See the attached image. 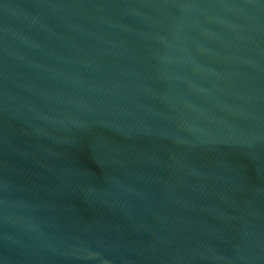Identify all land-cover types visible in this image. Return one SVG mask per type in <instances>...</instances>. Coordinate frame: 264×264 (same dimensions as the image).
Listing matches in <instances>:
<instances>
[{"label":"water","instance_id":"water-1","mask_svg":"<svg viewBox=\"0 0 264 264\" xmlns=\"http://www.w3.org/2000/svg\"><path fill=\"white\" fill-rule=\"evenodd\" d=\"M0 264H264V0H0Z\"/></svg>","mask_w":264,"mask_h":264}]
</instances>
